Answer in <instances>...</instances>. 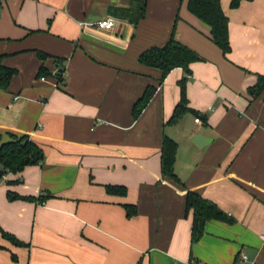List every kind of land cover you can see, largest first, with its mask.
Here are the masks:
<instances>
[{
	"label": "crops",
	"instance_id": "crops-1",
	"mask_svg": "<svg viewBox=\"0 0 264 264\" xmlns=\"http://www.w3.org/2000/svg\"><path fill=\"white\" fill-rule=\"evenodd\" d=\"M187 1L0 0V65L15 71L0 89V145L27 136L43 152L0 178V264H234L240 252L264 264V89L249 92L264 74V0H219L226 55ZM171 36L199 59L160 81L138 56ZM183 78L188 111L168 123ZM163 136L178 181L160 173ZM187 190L228 219L194 242Z\"/></svg>",
	"mask_w": 264,
	"mask_h": 264
},
{
	"label": "trees",
	"instance_id": "trees-1",
	"mask_svg": "<svg viewBox=\"0 0 264 264\" xmlns=\"http://www.w3.org/2000/svg\"><path fill=\"white\" fill-rule=\"evenodd\" d=\"M241 0H230V7H236ZM188 11L197 19L207 24L210 28V40L221 50L223 55L230 51L227 32V17L223 13L219 0H188ZM199 59L198 55L190 48L175 40L172 36L162 45L146 49L138 56V62L160 71L161 81L173 68H181L188 76L190 64ZM61 70L59 69V72ZM14 69L0 65V89H5ZM43 70H39L42 74ZM60 80V78H58ZM180 100L176 104L168 123L176 122L188 108L185 98V78L179 82ZM264 89V74L259 75L256 84L249 89L252 94H258ZM154 86H147L142 96L134 103L132 108L133 118H137L154 93ZM11 139L0 145V168L4 173H16L27 165L40 164L43 160L41 148L27 136H10ZM177 144L174 140L163 136L160 152V173L176 181L173 171V163ZM108 192L125 193L123 186H106ZM25 199H32L26 197ZM126 215L131 217L135 214L132 205H123ZM185 210H192L191 242L196 241L203 232V225L207 220H228L226 215L212 202L201 197L198 193L187 190L185 197ZM8 236L7 234H3ZM10 238V237H9ZM14 241V239L10 238ZM16 242V241H14ZM17 243V242H16Z\"/></svg>",
	"mask_w": 264,
	"mask_h": 264
},
{
	"label": "built area",
	"instance_id": "built-area-1",
	"mask_svg": "<svg viewBox=\"0 0 264 264\" xmlns=\"http://www.w3.org/2000/svg\"><path fill=\"white\" fill-rule=\"evenodd\" d=\"M95 25L98 27V28H102V29H109L113 26V21L111 19H105V20H100V21H97L95 22ZM62 71L59 72V69H55V71L53 72V76L57 77V78H60V81L61 80V77H62ZM194 122L195 123H198L199 122V118L198 117H195L194 118ZM247 261V257L244 253L240 252L238 255H237V258H236V261L234 264H243ZM250 264H254L253 262L250 263Z\"/></svg>",
	"mask_w": 264,
	"mask_h": 264
},
{
	"label": "water",
	"instance_id": "water-1",
	"mask_svg": "<svg viewBox=\"0 0 264 264\" xmlns=\"http://www.w3.org/2000/svg\"><path fill=\"white\" fill-rule=\"evenodd\" d=\"M190 140L193 142V144L198 146V142L197 141L199 140V134L194 135ZM3 174H4V171L0 168V178H1V176Z\"/></svg>",
	"mask_w": 264,
	"mask_h": 264
}]
</instances>
